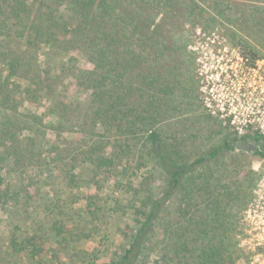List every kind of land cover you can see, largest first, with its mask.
I'll return each mask as SVG.
<instances>
[{
	"label": "trees",
	"instance_id": "16d2710c",
	"mask_svg": "<svg viewBox=\"0 0 264 264\" xmlns=\"http://www.w3.org/2000/svg\"><path fill=\"white\" fill-rule=\"evenodd\" d=\"M225 2L0 0V205L7 202L5 190H9L8 186L1 188L6 179L1 169L10 159L32 164L48 158L71 184L79 178L77 169L112 171L120 160L131 159L142 137L170 176L172 190L183 187V177L192 165L208 156L189 166L186 161L180 165L170 161L161 132L149 127V107L137 113L147 97L137 88V80L149 74L145 72L147 64L155 63V69L157 57L164 55L163 43L168 41L163 33L168 32L165 24L178 21L182 29L187 23L206 27L222 16L230 23L250 29L259 24L264 30V0H253L243 11L237 3ZM178 35L175 42L184 40L183 34ZM239 45L251 57L264 56V43ZM162 77L165 79L163 75L156 78L160 82ZM159 90L165 91L163 85ZM81 93L86 95L84 102ZM44 101V112L32 110ZM65 132L71 136L65 137ZM75 133L86 143L81 144ZM246 137L235 136L233 141L238 144ZM251 137L259 146L255 152L264 156L263 136L255 133ZM225 147L234 145L226 142ZM170 193L142 198L141 206L135 208L139 218L135 230L128 234V244L107 264H146L152 255L158 257L153 264H234L239 256L228 223L218 222L211 236L202 204L194 205L184 194L185 212L176 228L172 212L165 206ZM190 210L197 217H191L195 223L186 220ZM51 229L58 236L69 234L62 219H53ZM41 235H14L10 249L30 259L44 257L48 249ZM0 264L5 263L0 259Z\"/></svg>",
	"mask_w": 264,
	"mask_h": 264
},
{
	"label": "rangeland",
	"instance_id": "374dc122",
	"mask_svg": "<svg viewBox=\"0 0 264 264\" xmlns=\"http://www.w3.org/2000/svg\"><path fill=\"white\" fill-rule=\"evenodd\" d=\"M229 1L237 3L240 11L253 4V0H226V5ZM211 24L194 27L187 23L184 29L178 21L165 24L168 32L163 33L168 41L163 43L164 55L157 57L155 69V63L147 64L145 72L149 74L137 80V88L147 95L137 113L149 107V127L161 132L170 161L176 165L186 161L189 166L200 157L208 158L193 164L183 177V187L173 190L170 176L158 155L145 147L143 137L138 138L139 150L130 155L131 159L120 160L112 171L77 169L79 178L71 184L48 158L32 164L25 159L8 160L1 169L6 176L1 188H9L5 190L7 202L0 205V259L5 264H107L118 258L128 244V234L135 230L139 218L135 208L141 206L142 198L165 197L169 190L165 206L171 210L176 228L185 212L181 202L185 194L193 204H202L211 236L218 222L228 223L239 256L234 264H252L253 247L260 248L251 233L253 224L247 211L254 207L264 210V156L239 148L233 141L238 136L233 127L209 110L208 104H219L225 92L221 86V59L237 55L220 51L219 45L213 48L215 54L211 43L225 42L242 49L239 43H264V30L258 28L259 24L245 28L222 16ZM179 33L184 40L175 42ZM80 63L86 64L84 60ZM161 75L165 79L159 82L156 77ZM69 81L68 77L66 83ZM161 85L165 88L162 93ZM79 96L84 102L86 95ZM46 105L44 101L30 107L40 114ZM75 134L80 136L81 144L86 143L80 133ZM64 136L70 137L71 133L65 132ZM246 136L244 141L253 142L251 133ZM226 142L234 147L226 148ZM216 148L219 152L212 156ZM107 150L111 151L110 145ZM191 217L197 219L192 210L186 220L195 223ZM53 219H62L69 234L56 235L51 229ZM33 232L42 234V244L48 249L44 257L30 259L10 249L12 236L24 237ZM157 258L152 255L146 264H153ZM261 259L264 264V257Z\"/></svg>",
	"mask_w": 264,
	"mask_h": 264
},
{
	"label": "built area",
	"instance_id": "2783aa9c",
	"mask_svg": "<svg viewBox=\"0 0 264 264\" xmlns=\"http://www.w3.org/2000/svg\"><path fill=\"white\" fill-rule=\"evenodd\" d=\"M211 45V52L219 45L220 51L237 55L221 59L226 66H221L224 76L221 86L225 92L219 104H208L209 110L228 121L238 136L258 133L264 138V56L251 57L243 48L233 47L230 43L212 42ZM229 48L233 50L230 52ZM247 217L253 224L251 233L260 248L253 247L252 264H263L264 210L249 208Z\"/></svg>",
	"mask_w": 264,
	"mask_h": 264
},
{
	"label": "water",
	"instance_id": "95a60500",
	"mask_svg": "<svg viewBox=\"0 0 264 264\" xmlns=\"http://www.w3.org/2000/svg\"><path fill=\"white\" fill-rule=\"evenodd\" d=\"M254 143L253 142H248V141H240L238 142L237 146L242 149H249L251 151H255L253 147Z\"/></svg>",
	"mask_w": 264,
	"mask_h": 264
},
{
	"label": "flooded vegetation",
	"instance_id": "af4514ba",
	"mask_svg": "<svg viewBox=\"0 0 264 264\" xmlns=\"http://www.w3.org/2000/svg\"><path fill=\"white\" fill-rule=\"evenodd\" d=\"M253 147H254V149L256 150V149H259V146H257V145H253Z\"/></svg>",
	"mask_w": 264,
	"mask_h": 264
}]
</instances>
